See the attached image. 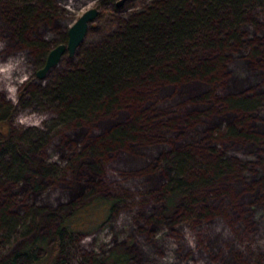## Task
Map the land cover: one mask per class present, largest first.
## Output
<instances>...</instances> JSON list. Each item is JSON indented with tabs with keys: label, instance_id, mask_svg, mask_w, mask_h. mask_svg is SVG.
<instances>
[{
	"label": "rangeland",
	"instance_id": "374dc122",
	"mask_svg": "<svg viewBox=\"0 0 264 264\" xmlns=\"http://www.w3.org/2000/svg\"><path fill=\"white\" fill-rule=\"evenodd\" d=\"M56 1V21L27 32L44 40L48 50L66 43L68 28L85 10L95 7L98 14L75 53L65 52L42 78L36 75L40 59L11 34L4 19L8 3L0 2V125L8 131L7 141L20 148L7 145L11 151H6L0 144V207L13 198L8 213L20 219L16 230L30 225L12 244L0 240V256L35 237L47 243L41 253L52 251L62 216L74 208L56 253L61 264H106L112 250L129 253L130 264H264V105L245 115L223 104L231 96L264 99V0L244 7L239 40L228 44L223 53L227 61L217 64L212 75L217 81L164 85L142 102L133 100L108 115L95 113L77 122L62 118L61 105L54 101L58 76L77 68L87 49L109 40L127 20L166 0H124L119 5V0ZM191 52L199 59H216L214 50ZM195 98L199 101L193 102ZM145 110L139 137L89 155L87 150L115 126ZM243 117L239 129L263 142L223 137L228 124ZM189 146L196 166L215 153L231 159L232 169L215 179L208 174L209 184H196L187 207L177 203L168 208L161 193L167 173L160 160ZM93 163L98 168L92 169ZM29 209L37 212L33 223L25 218Z\"/></svg>",
	"mask_w": 264,
	"mask_h": 264
},
{
	"label": "trees",
	"instance_id": "16d2710c",
	"mask_svg": "<svg viewBox=\"0 0 264 264\" xmlns=\"http://www.w3.org/2000/svg\"><path fill=\"white\" fill-rule=\"evenodd\" d=\"M0 2L8 3L4 19L9 23L11 34L19 39L22 46L35 53L42 67L49 51L47 43L41 38H31L27 32L49 20L56 21L58 18L56 14L60 9L57 1L0 0ZM188 2H192V6H188ZM255 2L258 0H166L151 4L147 10L127 20L123 24L124 28L114 33L109 40L87 49L77 68L58 76L52 95L57 99L54 101L61 105L63 112L61 117L77 122L94 117L95 113L108 115L113 108H121L124 103L133 100L142 102L146 100L147 94L155 96L164 85L173 83L177 85L191 80H206L208 83L217 81L218 79L212 76L216 65L220 66L227 61L223 53L230 42L239 40L238 29L244 19L243 9ZM193 49L203 53L214 50L216 59L212 62L208 60L209 55H204V59L192 56ZM132 89L137 90L136 94L131 92ZM66 95L67 99H64ZM204 96L207 98L209 94L202 97ZM192 101L196 102L199 99L195 98ZM223 104L227 109L240 111L246 115L259 105H264V99L261 96H231L227 97ZM145 112L147 110L133 112L134 119L115 126L103 139L87 150L89 155H99L101 151L114 146L119 147L127 140L134 141L139 137L137 132L143 129L138 128V124L146 119ZM245 121L246 117L231 121L222 134L223 137L234 136L262 141L254 134L239 129ZM3 129L4 125L1 122L0 144L4 145L6 151L20 150L19 144L7 141L8 131L4 132ZM217 132L213 130L212 134ZM7 145L11 149L7 148ZM189 148L170 151L160 160L164 166L163 170L167 173V181L161 188V193L168 208H173L177 203L179 206L187 207L193 200L191 192L196 184H209L211 177L208 174L215 179L232 169V160L215 154L217 150L214 146L208 148L214 153L212 160L202 161L196 166L194 159L196 155L191 153L192 146ZM262 162L264 168V160ZM90 167L96 169L98 165L93 163ZM41 170L44 172L47 169L42 167ZM21 175L22 173L20 179ZM260 186L264 189V173ZM12 199L8 197L0 207V240L8 244H12L17 236H24L27 229H30V225L23 224V230L20 232L16 230L20 219L16 214L8 213ZM94 199L106 201L96 197ZM29 210L25 218H30L33 223L37 212ZM75 210L72 208L68 214L62 216V222L54 234L55 243L52 251L41 253L47 243L45 239L35 237L24 242L8 256H0V264H61L63 261L56 258V253L58 248L61 249L64 233H67L70 227L68 220L72 218ZM105 262L130 264V254L112 250ZM103 263L102 260H96L93 264Z\"/></svg>",
	"mask_w": 264,
	"mask_h": 264
},
{
	"label": "water",
	"instance_id": "95a60500",
	"mask_svg": "<svg viewBox=\"0 0 264 264\" xmlns=\"http://www.w3.org/2000/svg\"><path fill=\"white\" fill-rule=\"evenodd\" d=\"M122 1L124 0H119L117 4L119 5ZM97 14V8H88L73 22L67 30L66 43H59L48 51L43 66L36 72L39 78H42L50 68L55 66L65 52L70 56L75 53L86 35L90 22L95 19Z\"/></svg>",
	"mask_w": 264,
	"mask_h": 264
}]
</instances>
